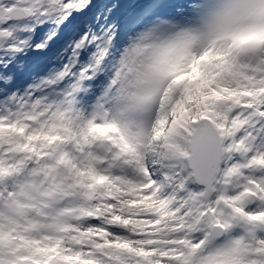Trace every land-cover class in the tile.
<instances>
[{
  "label": "clouds",
  "instance_id": "clouds-1",
  "mask_svg": "<svg viewBox=\"0 0 264 264\" xmlns=\"http://www.w3.org/2000/svg\"><path fill=\"white\" fill-rule=\"evenodd\" d=\"M80 4L29 7L42 24ZM111 4L110 31L81 33L72 53L45 50L43 72L0 101V264H264V227L243 223L264 224V140L229 151L264 127V0ZM193 67L200 79H183ZM209 109L225 129L249 123L193 183L181 160L162 167L160 151Z\"/></svg>",
  "mask_w": 264,
  "mask_h": 264
},
{
  "label": "snow or ice",
  "instance_id": "snow-or-ice-1",
  "mask_svg": "<svg viewBox=\"0 0 264 264\" xmlns=\"http://www.w3.org/2000/svg\"><path fill=\"white\" fill-rule=\"evenodd\" d=\"M31 0H11V3L6 4L0 0V14H5L9 17H14L12 14L22 7L28 8L32 13L29 16L21 17L20 23L16 26H7L0 24V101L7 103L10 94L17 88H22L25 84L29 83L34 77V69H32L27 63V56L29 54L41 56L45 50H51L57 40L65 32V29H69L71 25L75 24L78 17H88L91 13V18L95 20V24H91L89 29L83 27V20L79 28V32L76 36L72 35L71 31H68L66 40H70V43L65 45L62 52L72 53L73 46L77 42L79 35L85 31L88 32V36L96 35V29L110 31L108 25L105 22H110L112 18L117 14L118 8L114 9L111 4V0L104 2L103 7L97 8L94 12L92 9L97 3V0H81L80 8L73 12L67 13L65 16L60 17L57 20L44 21L42 24L34 19L35 13L32 8L29 7ZM161 7H163L164 0H159ZM159 15H168L167 11L161 10ZM207 14L206 11L201 15ZM47 15V13H45ZM71 17V19H69ZM138 23L137 20L133 21ZM104 27H101V25ZM41 26L48 28L49 30L45 34H40ZM37 44L39 48L37 49ZM90 50V49H89ZM78 59H85V52L77 50ZM68 57L66 56V59ZM75 87V86H74ZM264 124V120L260 121ZM132 122L125 121L124 127L126 131H131ZM258 132L253 129L249 139L256 141L264 140V127H259ZM201 149V143L199 137H195L192 140V151L196 155ZM264 151V149H262ZM251 154V152L249 153ZM243 223L248 227H264V224H260L254 221L244 220ZM185 264H188L185 261Z\"/></svg>",
  "mask_w": 264,
  "mask_h": 264
},
{
  "label": "bare ground",
  "instance_id": "bare-ground-1",
  "mask_svg": "<svg viewBox=\"0 0 264 264\" xmlns=\"http://www.w3.org/2000/svg\"><path fill=\"white\" fill-rule=\"evenodd\" d=\"M215 113H216V115H222L220 120L224 119V115L222 113H217V112H215ZM201 115H208V114L202 113ZM199 116H196V117H199ZM237 122H238L237 118L232 121L234 126L237 124ZM216 125H218V123ZM220 126L222 128H224V126L222 124H220ZM226 130L228 131L229 129L227 128ZM165 152L167 153V155H164V154H162V155L166 156V158H173L172 164H176L175 162L177 161V159L182 161L183 156L187 153V146L185 145V141L183 143L179 137V142L176 143V148L172 152H167V151H165Z\"/></svg>",
  "mask_w": 264,
  "mask_h": 264
}]
</instances>
